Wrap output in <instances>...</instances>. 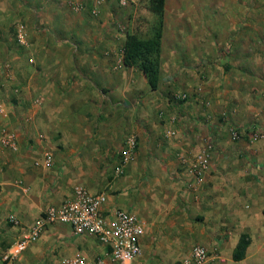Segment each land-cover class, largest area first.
<instances>
[{
  "label": "crops",
  "instance_id": "1",
  "mask_svg": "<svg viewBox=\"0 0 264 264\" xmlns=\"http://www.w3.org/2000/svg\"><path fill=\"white\" fill-rule=\"evenodd\" d=\"M24 1L0 0V81L7 77L8 66L14 73L8 78L18 84L13 101L0 97V164L5 165H0V264H62L64 257L78 252L91 258L105 255L108 247L96 237L77 235L69 224L55 221L21 255L3 258L22 235L9 216L15 214L28 226L47 207L61 204L76 185L92 192L108 187L105 211L122 208L146 221L142 254L133 264H172L188 257L198 244L226 260L204 264H264V88L260 100L247 89L222 90V81L228 83L229 78L222 80L218 72L230 67L238 77L245 74L242 81L252 79L240 72L254 39L253 15L242 2L252 0H210L212 11L199 9L195 22L189 21L190 11L182 9L176 21L180 29L169 26L173 13L166 0L157 90L151 89L140 68L124 64L127 33L149 37L157 23L146 6L129 5L123 23L126 14L115 15L106 1L97 16L90 12L93 1L74 15L65 0H50L55 5L49 0ZM16 18L25 21L29 47L15 39ZM34 25L51 29L38 33ZM30 56L36 64L29 63ZM173 89L189 94L182 102L188 109L184 115L196 120H187L186 127L181 119L172 120L175 103L168 95ZM194 94L195 103L189 101ZM231 128L240 131L236 142L247 152L222 155L231 163L228 169L217 170L211 163L205 181L191 190L190 175L177 155L188 153L191 143L204 142L210 131L217 141L231 137ZM170 129L175 134L168 137ZM4 130L17 133L18 150L2 144ZM185 130L193 141L184 148ZM255 131L263 137L253 141ZM128 133L137 134L139 145L127 174L103 177L102 168L112 160L114 149L119 154ZM163 140L171 150L160 159L170 160L172 176L157 160L147 159L149 149L154 151ZM47 152L53 155V165H36ZM148 165L152 178L146 182ZM173 175L176 181L169 179ZM221 178L227 180L223 186ZM187 207L197 220L187 215ZM243 234L250 239L245 257L234 260Z\"/></svg>",
  "mask_w": 264,
  "mask_h": 264
},
{
  "label": "built area",
  "instance_id": "2",
  "mask_svg": "<svg viewBox=\"0 0 264 264\" xmlns=\"http://www.w3.org/2000/svg\"><path fill=\"white\" fill-rule=\"evenodd\" d=\"M105 0H93L91 13L98 15L100 7ZM123 6H127L130 0H120ZM77 11L85 9V3L76 1L73 5ZM15 38L21 46H27V26L23 21L15 25ZM30 62H34L30 59ZM8 76L9 67L5 66ZM176 100L187 99L188 93H174ZM41 98L37 102H41ZM3 112V110H0ZM6 114V112H4ZM7 115V114H6ZM175 117L172 118L174 120ZM175 130L167 131L166 136H172ZM239 130L233 131L235 138L240 137ZM263 137L261 131H255L251 135L253 141ZM2 144L12 150H18V137L15 131L4 130L1 137ZM138 136L130 133L124 139L119 150L118 160L113 169V176L122 177L127 174L129 164L134 159L138 150ZM179 161L190 175L189 186L193 191H197L205 181L206 175L211 167V156L208 149L193 153L191 156L179 153ZM54 163L53 155L47 152L43 160L35 161L36 165L50 167ZM108 191L92 192L85 185H76L73 192L67 196L59 205L47 207L35 220L28 226H23L20 219L15 215L9 216L10 221L20 227L22 235L8 248L4 254V260H9L21 255L32 242L39 240L46 227L55 221L69 224L77 235H92L101 243L108 247L103 256L88 257L82 252L62 259V264H133L134 260L142 254V236L146 230V221L138 214L116 208L105 211L104 206L108 202ZM219 260L224 263L225 257L219 253L212 254L206 247L195 245L188 257L177 260L172 264H204L209 261Z\"/></svg>",
  "mask_w": 264,
  "mask_h": 264
},
{
  "label": "rangeland",
  "instance_id": "3",
  "mask_svg": "<svg viewBox=\"0 0 264 264\" xmlns=\"http://www.w3.org/2000/svg\"><path fill=\"white\" fill-rule=\"evenodd\" d=\"M20 1H21V3L22 2L25 3L24 0H20ZM76 1H81L83 3H86V5L88 6L90 3H92L93 0H65L66 7L69 8L68 10L71 11V13H73V15L75 13H80L83 10H85V9H83L82 11L75 10L73 5H74V3H76ZM105 1L108 2V5H110V9L115 13V15H116V13H118L120 15L122 13L124 15L126 14V18H125L123 23H126L127 16L129 18V14L127 13V9H129V7H130L129 5L134 6L136 3L138 6H146V4L148 2V0H130V3L127 6H123L120 3V0H110V1L105 0ZM111 1H113V4L115 5V8L113 7V9L111 8ZM168 1H169V10H170L169 12L173 13L172 19H171L172 22L169 21V26L171 25L172 27H176L179 29H180V27H179V25L176 24V21L180 20V12L182 9L183 10L188 9L190 11L189 15H192L193 17L192 18L190 17L189 21L192 20L194 22L196 21V18L194 17L195 13H196V11H199V9H202L205 11H207V10L212 11V7L208 8V6H207V5H212V2L210 0H204V1L203 0H168ZM208 1H210V2H208ZM87 2H89V3H87ZM50 4L55 5L56 2L50 1ZM242 5H246L247 11L252 13V15H253L250 20H252V25H253L252 32H253L254 39H253L252 48L250 50H247V54H246V56L248 58L247 63L246 64L243 63L244 65H242L243 67H241L240 72L243 71V73H246L252 79L250 81H242V79H240V78L242 76H244L245 74H240L239 75L240 77H238V74L237 73L234 74L230 67H226L229 71H224L225 70V66H224L220 70H218V72L222 76V80L225 77L227 79L229 78L228 83L226 81H224V82L222 81V83H221L222 84V90H228V89L231 90V89H234V87H236V89H239L240 91H245L247 89V91L249 90L250 94L253 95V98L256 97L257 100H260L261 99L260 97H262V91L264 88V0H252L251 2H246V3L242 2ZM17 19L18 18L15 19L16 22H13L12 27H14V24L16 25V23L20 21V19H18L19 21H17ZM21 21H23L25 23L24 20H21ZM39 26H41V25H39ZM193 26H196V25L194 24ZM44 27H47V30L50 28V26H44ZM43 28H41V27L37 28L35 26V29L38 33H42V31H38V30L39 29L45 30ZM50 32H53V31L50 30ZM29 45H30V43L27 45V47H29ZM24 47H26V46H24ZM235 52L240 54V51H235ZM242 56H244V54H242ZM30 59H33V60L36 59L34 56H30L28 58V61L30 64L31 63L33 65L36 64L35 60H34V62H30ZM37 68L38 67L36 66V69ZM234 68H237V67H234ZM196 71H197V69H196ZM9 73H10V76L14 75V73L11 70H9ZM227 74H229V75H227ZM231 74H234V75H231ZM4 76H7V77H4V79H1V81H0V97H2L3 100L6 102L13 101V97H14L13 92H14L16 86H18V84H14L15 80H10L11 78H8L10 76L7 75L6 71H4ZM227 76H229V77H227ZM236 76L238 79H231V77L235 78ZM229 82H231L232 85H229L230 84ZM171 91H173V92H172V95H171V93H169V95H168L169 100H171V98H173L171 96H173L174 93H176V92L183 93V90H176V89L174 90L173 89ZM161 92H163V94L166 95L165 90H163ZM184 92L187 93L186 91H184ZM258 93L260 95L259 97H257ZM158 94H160V92ZM195 96H196V94H194L193 97H190L189 101H192L193 103H195V101H196ZM193 100H195V101H193ZM134 103L137 104L136 102H134ZM173 103H175V106H174V108H172L173 111H170V113L176 115V120H177V118L179 119L178 122L181 119L180 122L182 124L185 123L183 127H186L187 120H189L190 118L185 117L184 114L186 113L185 111H187L188 109H186V106L183 105V103L181 101L179 102V100L176 101L174 99ZM190 120L195 121L196 117H193ZM217 122H219V124L221 125L220 118L217 119ZM224 124L227 125V122L225 121ZM208 125H213V121L208 122ZM227 127H230V124H228ZM230 131H231V137L229 135H226L224 138L220 139L221 141H217L218 139L215 140L214 138H212V134H211L212 131H210V136L206 137L204 139V142H202V143L199 142L198 144H195V143H191L193 141L191 139V135L189 134L188 130H185L184 135L182 134V136H181V139H184V141H185V144L183 147L185 148V146L188 142L191 143V146H190L188 153H185V154L188 156H191L193 153L202 151L204 149H208L210 152V156H211L212 166L214 165L217 170L228 169V167L231 163L224 162L222 155H229L230 153L245 154L247 152L246 148H244L243 146H239V143L236 142V141H238L239 137L237 139H235V137L233 136V133H232V131H233L232 128ZM126 133H127V131H126ZM159 138H160V136H159ZM162 139H164V137ZM166 144L167 143L163 140V142L161 141L160 147L158 146L154 151H152V148L149 149L148 154H147V159H148L149 163H152V162L157 160V163L159 165H161L164 170H167V172H168V174H170V176H172L171 172H170L172 169L168 163V161L170 162V160H162L165 157L163 155V153H166L167 151L169 152V150H171V149H166V148H168L167 147L168 145H166ZM181 149H180V151H181ZM117 153H118V150L114 149L113 150L114 155H113L112 160L105 164L106 168L105 167L102 168V171L104 172L103 177L108 175V173L113 172L114 165L112 166L111 164L116 160V157L118 156ZM177 156H179V155H177ZM152 157L155 159H151ZM220 157H221V159H223V161L219 160ZM3 158H4V155L0 159H3ZM160 158H162V159H160ZM158 160L160 162H158ZM219 162H221L224 166H222ZM1 164H0L1 166L5 167V165L3 163H1ZM99 164L100 163H97V166H99ZM178 167L179 166L176 167L177 170H179ZM146 170L147 171H146V174H144V180L146 182H148L149 179L152 178V174L150 173L151 168L149 165H148ZM168 170H170V171H168ZM102 171L100 170L101 173H102ZM103 179L105 181L107 178H103ZM169 179L176 181V178H174V175H173V177H170ZM178 180H181L183 182L184 179H182L181 177L180 178L178 177ZM261 180H263V179H261ZM226 181H227L226 178H221V186H223V184H225ZM104 190L107 191L108 187H105ZM185 212L187 213V215L190 218L197 220V216L195 217V213H193V211H191L190 208L187 207L185 209Z\"/></svg>",
  "mask_w": 264,
  "mask_h": 264
},
{
  "label": "trees",
  "instance_id": "4",
  "mask_svg": "<svg viewBox=\"0 0 264 264\" xmlns=\"http://www.w3.org/2000/svg\"><path fill=\"white\" fill-rule=\"evenodd\" d=\"M165 7L166 0H148L146 8L157 16V23L155 24L152 35H150L149 37H142L137 32H128L123 47L124 64L126 66H137L138 68H140V70H142L145 74L152 90H157L160 87V69L162 38L165 24ZM171 97L174 98V96ZM184 100L187 99H181L179 100V102H183ZM249 242L250 239L248 235L243 234L234 251V260H242L245 257V249L247 248Z\"/></svg>",
  "mask_w": 264,
  "mask_h": 264
}]
</instances>
